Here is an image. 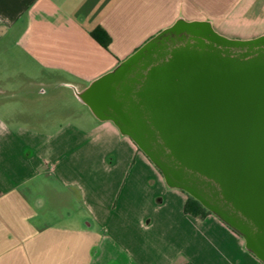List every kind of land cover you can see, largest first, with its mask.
<instances>
[{
    "label": "crops",
    "instance_id": "1",
    "mask_svg": "<svg viewBox=\"0 0 264 264\" xmlns=\"http://www.w3.org/2000/svg\"><path fill=\"white\" fill-rule=\"evenodd\" d=\"M179 19L245 27L264 0H0V264H264L78 97Z\"/></svg>",
    "mask_w": 264,
    "mask_h": 264
},
{
    "label": "water",
    "instance_id": "2",
    "mask_svg": "<svg viewBox=\"0 0 264 264\" xmlns=\"http://www.w3.org/2000/svg\"><path fill=\"white\" fill-rule=\"evenodd\" d=\"M263 55L264 35L228 39L179 19L78 97L264 263Z\"/></svg>",
    "mask_w": 264,
    "mask_h": 264
},
{
    "label": "rangeland",
    "instance_id": "3",
    "mask_svg": "<svg viewBox=\"0 0 264 264\" xmlns=\"http://www.w3.org/2000/svg\"><path fill=\"white\" fill-rule=\"evenodd\" d=\"M261 6V5H260ZM251 24V23H249ZM220 35L234 40H250L264 35V22H252L251 25L243 27L242 25H237L236 27H227L224 30H216ZM263 33V34H261ZM179 41H175L173 44H177ZM264 62V55L260 59Z\"/></svg>",
    "mask_w": 264,
    "mask_h": 264
},
{
    "label": "trees",
    "instance_id": "4",
    "mask_svg": "<svg viewBox=\"0 0 264 264\" xmlns=\"http://www.w3.org/2000/svg\"><path fill=\"white\" fill-rule=\"evenodd\" d=\"M93 35L104 47H106V48L109 47V44L111 42V38L103 29H99L98 31L94 32ZM187 195H188V200L185 204V212L187 214H191L194 216H201V217H205L207 215L212 214L198 200H196L195 198H193L189 194H187Z\"/></svg>",
    "mask_w": 264,
    "mask_h": 264
}]
</instances>
